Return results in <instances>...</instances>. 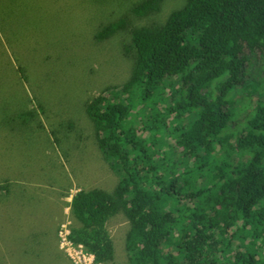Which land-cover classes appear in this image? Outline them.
Segmentation results:
<instances>
[{
  "label": "trees",
  "instance_id": "obj_1",
  "mask_svg": "<svg viewBox=\"0 0 264 264\" xmlns=\"http://www.w3.org/2000/svg\"><path fill=\"white\" fill-rule=\"evenodd\" d=\"M95 1L121 8L95 41H118L128 75L84 119L42 105L0 124H34L41 111L69 164L65 148L92 125L117 183L72 196L66 240L113 262L108 223L122 215L128 264H264V0H183L173 11L171 0ZM56 155L41 164L64 168Z\"/></svg>",
  "mask_w": 264,
  "mask_h": 264
},
{
  "label": "rangeland",
  "instance_id": "obj_2",
  "mask_svg": "<svg viewBox=\"0 0 264 264\" xmlns=\"http://www.w3.org/2000/svg\"><path fill=\"white\" fill-rule=\"evenodd\" d=\"M182 5L183 0H171L167 9ZM113 10L121 11L116 2L0 0V124L10 115L36 114L40 106L46 113L60 109L66 117L84 119V107L100 90L124 80L129 62L119 56L118 41H95L99 26L121 15ZM31 97L36 101L29 102ZM38 116L34 124L0 128V179L9 189L6 196L0 192V264H79L87 253L64 241L72 225L68 196L81 189L109 190L117 178L94 143L92 125H85V140L79 145L74 140L73 152L64 147L69 164L51 142L46 116L41 111ZM56 154L64 168L41 164ZM123 219L118 215L108 223L114 261L107 264H128L129 226Z\"/></svg>",
  "mask_w": 264,
  "mask_h": 264
},
{
  "label": "built area",
  "instance_id": "obj_3",
  "mask_svg": "<svg viewBox=\"0 0 264 264\" xmlns=\"http://www.w3.org/2000/svg\"><path fill=\"white\" fill-rule=\"evenodd\" d=\"M64 241L65 242H67L70 246H71V244L66 240V237H64ZM69 254H70V256L72 257L73 256V254L71 253V251L69 250ZM74 257V256H73ZM83 257V259L85 260L86 258H92V261L89 263V264H94V262H95V260H94V256L93 255H91V254H89V253H87V254H82V256L80 255V257H78V259H79V264H82V262H85L84 260L82 261V258Z\"/></svg>",
  "mask_w": 264,
  "mask_h": 264
},
{
  "label": "clouds",
  "instance_id": "obj_4",
  "mask_svg": "<svg viewBox=\"0 0 264 264\" xmlns=\"http://www.w3.org/2000/svg\"><path fill=\"white\" fill-rule=\"evenodd\" d=\"M75 194H76V193H75ZM73 195H74V194H73ZM73 195H69V196H68V197H70V196H71V198H70V199H71V201H72V196H73ZM71 201H69V204L71 203ZM68 233H69V231H66V232H65V236H66ZM94 264H95V262H94Z\"/></svg>",
  "mask_w": 264,
  "mask_h": 264
}]
</instances>
